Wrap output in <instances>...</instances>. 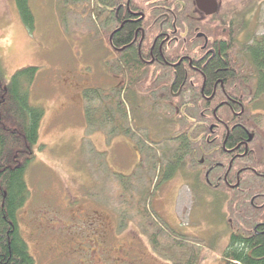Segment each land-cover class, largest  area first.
I'll use <instances>...</instances> for the list:
<instances>
[{
	"label": "rangeland",
	"instance_id": "374dc122",
	"mask_svg": "<svg viewBox=\"0 0 264 264\" xmlns=\"http://www.w3.org/2000/svg\"><path fill=\"white\" fill-rule=\"evenodd\" d=\"M218 1L224 18H236V52L243 57L241 47L264 35V0ZM29 4L35 22L32 31L23 23L16 0H0V69L6 82L24 68L39 69L30 98L32 105L45 110V117L26 174L30 197L19 213L22 236L36 263L189 264L183 250L162 252L166 256L156 252L143 232L135 202L140 205L139 197L148 192L149 213L174 235L164 234L198 247L194 264H222L230 229L237 230L235 222L228 224L226 219L231 210L220 195L224 189L204 185L197 147L186 154L182 169L172 178L167 165L178 148L174 138L186 139L200 122L185 119L173 101L135 102L127 125L137 137L153 141L148 144L161 145H151L157 151L152 169L131 182L136 192L125 195L113 175L132 176L142 155L127 136L109 139L102 131L89 136L83 97L88 89H103L109 95L123 86L117 58L104 37L103 7L97 0H29ZM247 68L243 67L245 75ZM137 92L146 93L142 86ZM156 102L164 106L156 107ZM247 109L264 131V95L249 101ZM260 157L264 161V154ZM165 167L168 178L156 189ZM170 243L159 238L162 248Z\"/></svg>",
	"mask_w": 264,
	"mask_h": 264
},
{
	"label": "flooded vegetation",
	"instance_id": "af4514ba",
	"mask_svg": "<svg viewBox=\"0 0 264 264\" xmlns=\"http://www.w3.org/2000/svg\"><path fill=\"white\" fill-rule=\"evenodd\" d=\"M217 2L218 13L207 16L198 9L196 0H104L103 25L104 37L111 53L116 58L119 54L122 69L127 68L129 56L135 62L143 63V72L134 79L120 70L119 78L131 103L147 102L148 98L165 103L170 96L171 101L185 112V119L197 118V115L189 114L195 110L200 114L198 119L206 121L201 125L207 130L200 136L204 185L217 190L225 184L232 191H239L243 184L241 176L246 173L251 175V182L262 185L261 193L253 194L250 199L254 214L249 216L251 220L245 216V211L234 216L226 215L228 224L237 223L236 231L230 229L228 246L236 232L240 235L242 231L244 239L249 233L264 232V161L258 160L264 154V147L251 126L254 121L252 111L247 109L249 101L259 100L262 95L252 92L245 98V94L231 90L228 87L231 84L223 79L208 82L206 70L212 61L223 58V46H229L231 42L232 53H237L236 18H224ZM119 40L124 42L116 46ZM242 69L230 67L235 74ZM164 78L168 83L163 89L168 88V91L156 86ZM139 86L146 91L144 96L138 94ZM153 105L164 106L157 102ZM196 105L200 106L199 109ZM239 131L244 135L237 136ZM260 149L256 157V151ZM209 160H213L211 167H208ZM219 170L225 172L216 177ZM233 173L236 180H233ZM220 195L231 196L225 189ZM250 222H253L252 226ZM224 252L222 264H227Z\"/></svg>",
	"mask_w": 264,
	"mask_h": 264
},
{
	"label": "trees",
	"instance_id": "16d2710c",
	"mask_svg": "<svg viewBox=\"0 0 264 264\" xmlns=\"http://www.w3.org/2000/svg\"><path fill=\"white\" fill-rule=\"evenodd\" d=\"M78 1L84 2L89 0H74V2ZM159 1L162 2L164 0ZM176 1L177 0H173V2ZM16 2L23 23L32 31L35 22L30 9L29 0H16ZM97 2L103 7L104 0H97ZM228 33L230 35L231 31ZM128 35H130V33H128ZM229 40L231 41V37ZM123 42V40H119L116 46L121 45ZM231 45L232 43L230 42L229 46H223L221 53L223 58L212 61L208 66L206 70L208 82H215L218 78L223 79L227 84H231L228 86L231 90H238L240 94H245V98L251 96L252 92L254 95H264V35L255 37L244 47H241L242 50L240 51L243 53V57L242 55L239 56L237 53H232L233 48ZM133 61L134 58L129 56L127 68L125 67L122 69L121 58L118 54L116 62L118 75L121 74L120 70L122 69L130 78L134 79V77H139L143 72V63L140 61ZM136 65L137 67H135ZM244 66H248L247 77L243 69L238 70L237 74L230 70V67ZM38 73L39 69L36 67L24 68L16 72L9 82H6L3 72L0 69V264H37L34 256L30 252L27 241L22 236L19 224V213L30 197V189L26 181V174L29 165L35 158L34 148L38 146L41 123L45 117V110L42 107L32 105L30 98V89L34 85ZM167 83L168 80L164 78L163 82L158 83L156 86H161L162 91H168V88L163 89L165 88L163 86H166ZM236 83L238 84L237 86ZM83 97L85 101L89 136L96 131L104 132L109 139H113L118 135H124L132 139L137 145L142 155V162H140L141 164L137 167L136 172L130 177L115 173L113 175L120 186L126 190L125 195L131 193V190L136 192L133 190L131 182L136 179L137 176L152 169L150 167L151 158L156 157L157 151L155 152V149L151 146L156 144L155 142L153 144H148V142L153 141L148 139L145 141L144 138H141L142 135L137 137L135 130L127 125L129 111L132 113L135 112V103H131L128 100L124 87L115 89L110 92L109 95L108 92L103 89H88L84 91ZM165 101H171L170 96H168ZM199 107V105H196L197 109H199ZM140 108L144 109L142 105ZM189 114L197 115V121L200 123L198 127L192 130L193 133L190 136L186 134V139H183L181 136H176L174 138V140H177L175 143L178 148L175 151V155L167 163V165L170 164L169 168H171V174L178 169H182L181 165L184 157L191 149L194 150L193 147H197V150L200 152L202 143L200 141L196 142V140H199L201 134L207 130L206 127L201 125L202 123L206 124V121L198 119L200 115L199 112L197 113V111L195 112V110H193L190 111ZM192 118L196 119L195 117ZM251 126L256 131L257 139L263 148L264 131H262L256 121H253ZM240 134L244 135L242 131H239L237 136ZM156 145H161V143H157ZM206 145L207 144L204 142L205 147ZM257 149H259V147H257ZM260 151L261 149L257 150L256 156L260 154ZM178 153L181 154L179 157L177 156ZM210 162H213V160H209L208 167L212 166ZM169 168L165 167L162 169V172H160L155 182L156 189H158L162 181L168 178L166 169ZM224 172L225 171L219 170L216 177L220 174L222 176ZM175 174L176 173H173L170 177L172 178ZM235 177L236 174L233 173V180H236ZM250 177L251 175L247 173L241 176L243 184L239 191H232L225 184L217 188L219 190L225 189L230 193L231 196L228 198L224 197V199L226 204L229 205L231 216L238 215L242 211H245V216L248 218L249 216H254L252 207L250 206V199L253 194L261 193L262 185L257 182H251ZM151 180L154 182V179ZM224 194H226V192ZM149 195L150 193L148 192L147 194L143 193V197H139L141 201L140 205L135 202V206L138 212H140L139 224L143 232L148 234L147 236H149L155 251L164 255L162 252L171 254L173 250H183V253L188 254L187 258L189 264H194L197 258V254L194 253V250L198 247L185 239L183 240L182 237L181 241L179 239H172L171 236H166L164 234V231H167L174 235L166 225L160 222L155 214L153 216L149 213L148 206L150 204L149 201H146L149 199ZM130 196L132 197L133 195ZM255 216H257L256 213ZM249 220L251 219L249 218ZM250 224V226H252L253 222H250ZM241 232L240 235L238 232L233 234L224 252V258L227 264H264V232L260 230L257 234L253 232L249 233L246 239L243 238ZM160 237L167 238L171 243L165 248H162L159 245ZM198 246L200 245L198 244Z\"/></svg>",
	"mask_w": 264,
	"mask_h": 264
},
{
	"label": "water",
	"instance_id": "95a60500",
	"mask_svg": "<svg viewBox=\"0 0 264 264\" xmlns=\"http://www.w3.org/2000/svg\"><path fill=\"white\" fill-rule=\"evenodd\" d=\"M197 7L207 16L216 15L218 13L217 0H196Z\"/></svg>",
	"mask_w": 264,
	"mask_h": 264
}]
</instances>
